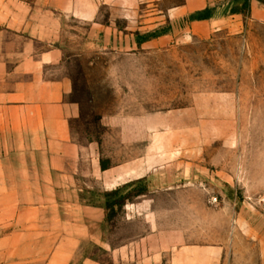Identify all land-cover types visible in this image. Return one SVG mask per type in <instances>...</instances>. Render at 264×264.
<instances>
[{"label": "rangeland", "instance_id": "rangeland-1", "mask_svg": "<svg viewBox=\"0 0 264 264\" xmlns=\"http://www.w3.org/2000/svg\"><path fill=\"white\" fill-rule=\"evenodd\" d=\"M94 1L93 19L63 26L61 74L81 105L73 138L127 175L108 189L81 176V199L107 210L104 241L183 230L220 244L222 264H264V21L242 13L239 31L201 37L175 15L186 0ZM84 254L107 261L94 243Z\"/></svg>", "mask_w": 264, "mask_h": 264}, {"label": "crops", "instance_id": "crops-1", "mask_svg": "<svg viewBox=\"0 0 264 264\" xmlns=\"http://www.w3.org/2000/svg\"><path fill=\"white\" fill-rule=\"evenodd\" d=\"M213 1L186 0L175 15L211 10L190 21L193 35L222 26L239 31L243 14L229 6L221 16L230 1ZM263 5L251 2V18L264 21ZM73 16L93 19L95 1L0 0V264H222L220 244L190 241L183 230L159 229L117 248L104 241L107 210L81 199V176L92 174L108 189L127 175L104 169L96 147L73 138L81 105L71 99L72 79L61 74L63 26ZM88 243L107 261L84 254Z\"/></svg>", "mask_w": 264, "mask_h": 264}, {"label": "trees", "instance_id": "trees-1", "mask_svg": "<svg viewBox=\"0 0 264 264\" xmlns=\"http://www.w3.org/2000/svg\"><path fill=\"white\" fill-rule=\"evenodd\" d=\"M234 1H236L237 4L232 6L231 13H243L245 15L250 14L251 12L250 6L253 0H234ZM237 1H241V3ZM257 1L264 4V0H257ZM189 17L191 20L192 19H207L211 17V10L207 8L203 11L196 12L195 14H192ZM102 167L104 169L107 168V166L104 163H102Z\"/></svg>", "mask_w": 264, "mask_h": 264}]
</instances>
